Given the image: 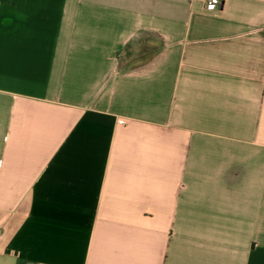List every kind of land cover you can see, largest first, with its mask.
Listing matches in <instances>:
<instances>
[{
	"label": "crops",
	"instance_id": "crops-1",
	"mask_svg": "<svg viewBox=\"0 0 264 264\" xmlns=\"http://www.w3.org/2000/svg\"><path fill=\"white\" fill-rule=\"evenodd\" d=\"M0 264H264V0H0Z\"/></svg>",
	"mask_w": 264,
	"mask_h": 264
},
{
	"label": "trees",
	"instance_id": "trees-1",
	"mask_svg": "<svg viewBox=\"0 0 264 264\" xmlns=\"http://www.w3.org/2000/svg\"><path fill=\"white\" fill-rule=\"evenodd\" d=\"M162 47L161 39L153 34H147L143 40L130 42L120 56V69H134L146 64Z\"/></svg>",
	"mask_w": 264,
	"mask_h": 264
},
{
	"label": "built area",
	"instance_id": "built-area-1",
	"mask_svg": "<svg viewBox=\"0 0 264 264\" xmlns=\"http://www.w3.org/2000/svg\"><path fill=\"white\" fill-rule=\"evenodd\" d=\"M203 1L205 2L206 9L211 12L219 10L222 5V0H203Z\"/></svg>",
	"mask_w": 264,
	"mask_h": 264
}]
</instances>
